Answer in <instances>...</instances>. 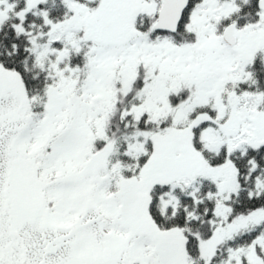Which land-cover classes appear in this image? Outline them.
<instances>
[{"label": "rangeland", "instance_id": "obj_1", "mask_svg": "<svg viewBox=\"0 0 264 264\" xmlns=\"http://www.w3.org/2000/svg\"><path fill=\"white\" fill-rule=\"evenodd\" d=\"M139 2L101 0L95 13L77 10L78 22L88 25L87 38L108 48H97L100 57L94 59L91 79L86 81L81 94L83 101L71 98L80 75L63 65L62 55L57 57L54 67L61 80L49 91L46 119L38 126L30 115V100L20 76L0 66V264H133L135 260L151 264L153 257H157L154 264H187L181 233L159 229L148 214L151 187L155 183L178 181L181 173L209 176L220 190L216 214L223 222L211 238L199 245L206 264L221 241L264 220V210L229 218L228 192L237 190V171L230 163L210 166L192 141L193 128L209 121L213 126L203 133V139L212 151L223 144L222 131L229 136L228 147L246 140L264 144V113L257 110L260 97L232 100V112L225 125L218 122L226 116L220 92L240 74L236 64L248 63L256 52H264V14L256 25L235 27L237 44L231 49L220 42L216 26L222 16L229 14V7L221 5L220 0H206L201 10L191 14L193 27H183V34L192 31L190 34L196 35L193 47L180 51L166 43L153 48L136 41L125 54L116 52L114 46L128 44L136 13L158 14L154 3L145 1L140 8ZM64 31H56L53 39L70 41L73 33L69 29ZM140 63L147 65L151 84L143 86L136 95L142 100L136 109L137 119L146 112L151 120L173 116L174 124H184L196 106L212 101L217 113L214 119L218 121L204 114L174 128L165 137L154 138L158 148L155 159L138 178L122 181L119 193L108 198L99 191L108 182V177L99 174L104 163L92 170L85 165L93 155L95 128L98 136L104 132L103 114L114 98V67L123 66L121 81L126 91ZM180 90L187 93V99L172 112L168 97L175 99ZM65 107L68 111L63 114ZM65 119L70 120V126ZM102 155L101 162L105 160V154ZM39 156L43 158L45 176L58 180L50 183L42 200L36 203L27 194L33 175L28 165L33 170V159ZM64 177L67 179L63 181ZM50 201L55 204L54 212L49 209ZM147 250L152 251L153 257L147 255ZM253 250L247 251L248 260L262 264ZM123 252L126 255L121 257ZM239 254L234 252L232 257L241 264Z\"/></svg>", "mask_w": 264, "mask_h": 264}, {"label": "trees", "instance_id": "obj_2", "mask_svg": "<svg viewBox=\"0 0 264 264\" xmlns=\"http://www.w3.org/2000/svg\"><path fill=\"white\" fill-rule=\"evenodd\" d=\"M145 1L154 3L157 9L162 3V0H140V8L145 6ZM220 1L221 5L229 7L228 17L222 16L216 24L221 43L222 32L228 25L234 24L237 29H245L262 20L259 0ZM100 2L101 0H0V66L19 74L30 100L29 112L35 126L46 119L45 106L49 91L60 83V76L54 67L58 64L59 55L64 58L63 65L66 68L80 75L79 80L75 81L71 98H81L83 101L81 94L86 81L91 79L94 59L100 57L97 48L108 47L87 38L88 25L78 22L77 10L95 13ZM205 2L206 0H189L175 34L155 31L153 24L156 15L145 11L136 13L132 19L133 34L129 37L128 44L114 46V50L125 54L129 45L136 41L153 48L163 47L166 43L173 50L180 51L193 47L196 35L190 34L192 31L183 34V27L189 24L192 26L191 14L197 13V9L201 10ZM61 29H69L73 33L70 41L53 39L55 32ZM223 46L225 47L224 44ZM235 67L240 74L231 79L220 92L226 110L223 121L214 119L217 118V113L211 101L208 105L196 106L184 124L176 125L173 116L159 120H151L146 112L138 119L135 116L136 109L142 102L136 95L143 86L151 84L147 65L138 64L135 78L129 79L126 91L121 81L123 66H115L111 82L114 98L101 122L104 132L98 136L95 128L91 152L93 155L90 154V162L85 165L87 170H92L96 165L104 163V169L99 174L101 177H108V182L99 191L110 198L119 193L122 181L138 178L143 168L157 156L158 148L155 147L154 138L165 137L174 128L183 127L204 114H210L214 120L225 125L226 118L232 112V100L260 97L261 104L257 110L264 113V52H256L248 63H237ZM157 74L155 72L154 75ZM70 79L74 81V78ZM175 96V99L168 97L172 112L178 103L187 99V93L180 90ZM63 110V114H66L68 108ZM65 120L67 126H70V120ZM210 126H213L211 122L202 121L193 128V146L210 166L230 163L236 169L237 190L228 192L229 218L264 210V144L255 145L246 140L228 147L226 142L229 136L222 131L220 135L223 144L219 150L212 151L203 139V133ZM42 151L44 156L45 150ZM102 154H105V160L101 162ZM42 156L33 159V170L28 165L33 175L29 178L27 194L36 203L42 200L50 183L58 180V177L45 176L41 166ZM178 178V181L155 183L151 187L148 214L159 229L177 230L181 233L187 264H206L199 245L201 241L211 238L218 224L223 222V218L216 214L220 190L217 183L204 174L181 173ZM66 179L64 177L63 181ZM49 204L50 211L54 212L55 204L52 201ZM109 222L110 220L107 223ZM250 249H254L255 255L264 264V220L221 241L209 264H238L237 260H233L234 252L240 253L239 263L253 264L247 258V251Z\"/></svg>", "mask_w": 264, "mask_h": 264}, {"label": "water", "instance_id": "obj_3", "mask_svg": "<svg viewBox=\"0 0 264 264\" xmlns=\"http://www.w3.org/2000/svg\"><path fill=\"white\" fill-rule=\"evenodd\" d=\"M188 4L189 0H162L154 29L159 32L175 34ZM258 6L264 13V0H259ZM222 40L229 48H233L237 44L234 24H230L224 29Z\"/></svg>", "mask_w": 264, "mask_h": 264}, {"label": "flooded vegetation", "instance_id": "obj_4", "mask_svg": "<svg viewBox=\"0 0 264 264\" xmlns=\"http://www.w3.org/2000/svg\"><path fill=\"white\" fill-rule=\"evenodd\" d=\"M125 255H126V253L123 252V255H121V257H123V256H125Z\"/></svg>", "mask_w": 264, "mask_h": 264}]
</instances>
